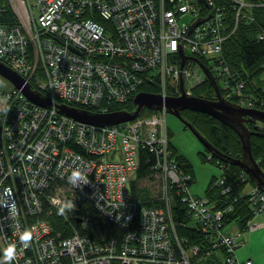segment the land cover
I'll return each instance as SVG.
<instances>
[{
    "label": "built area",
    "instance_id": "1",
    "mask_svg": "<svg viewBox=\"0 0 264 264\" xmlns=\"http://www.w3.org/2000/svg\"><path fill=\"white\" fill-rule=\"evenodd\" d=\"M1 1L14 7L16 17L0 20V59L56 101L110 111L113 102L129 100L150 81L161 94L178 96L181 79L193 94L208 80L196 56L207 58L224 97L264 108V94L237 79L222 55L242 23L257 21L255 10L264 8V0ZM200 17L207 19L191 29ZM154 111L99 126L55 105L41 106L16 86L0 88L3 264L9 244L16 249L11 264H254L237 254L247 243L241 231H225L231 208H216L208 196L192 193L193 175L169 144L166 105ZM142 150L158 182L157 206L144 204L129 188ZM224 166L214 186L226 180ZM241 177L250 178L245 170ZM220 188L223 194L230 189ZM246 195L256 217L264 211V191L251 185ZM175 197L201 240L190 243L179 233L171 215ZM110 223L124 230L122 238L103 226ZM258 226L253 217L243 229ZM26 230L32 235L27 247L20 239Z\"/></svg>",
    "mask_w": 264,
    "mask_h": 264
},
{
    "label": "trees",
    "instance_id": "2",
    "mask_svg": "<svg viewBox=\"0 0 264 264\" xmlns=\"http://www.w3.org/2000/svg\"><path fill=\"white\" fill-rule=\"evenodd\" d=\"M0 6H4L5 10L0 11V20L3 22H13L16 15L12 11V6L4 1L0 2ZM257 21L254 23H242L237 33H235L224 46L223 54L228 62L230 70L236 75L237 79L245 80L247 87L250 91H257L260 94H264V39L259 37L260 31L264 30V8H257L256 10ZM204 62H208L207 58L201 57ZM34 88H39L36 83L30 81ZM221 84V81H219ZM210 81H205L202 84L194 87L193 94L201 97H212L217 95L214 87H212ZM2 89V88H1ZM143 91L158 92L159 87L155 81H150L145 83L142 88ZM222 94L224 90L220 87ZM59 102H62L60 100ZM71 103V102H68ZM81 107H87L90 109L97 110L96 107L81 105L78 103H71ZM136 105L133 102V97L124 102H113L111 104L110 110L116 109H128L133 110ZM143 111V110H142ZM187 120L194 124L202 134H204L213 144L220 148L225 153L231 154L233 156H242V146L239 134L231 128L229 125L220 121L214 116L208 113L189 110L187 115ZM248 127L255 132L251 135V147L254 158L258 161L260 166L264 170V123L261 121H251L246 122ZM169 127V136L172 135ZM193 132V131H192ZM194 133V132H193ZM171 140V139H170ZM169 140V141H170ZM172 142V141H170ZM172 145V144H171ZM173 147V146H172ZM174 152L177 154L178 161L180 164L190 171L193 175L194 181V170L190 159L184 154L178 153L176 147ZM206 150H208L206 148ZM209 151V150H208ZM140 169L138 172L139 178H143L146 174H150L149 161L147 156L149 155L147 150H142L141 152ZM210 159L218 160V165L221 167L225 165V176L226 183L231 185V190L228 193L223 194L220 187L214 186V182L217 176L208 185L206 196L210 198L211 203L215 205L216 208L227 207L231 208L226 211L225 222L226 224L238 222L242 228L247 226L248 220L255 217V213L248 196H241V194L247 189V185H255V181L252 178L248 180H242L241 175L243 174V168L236 164H230L222 159L211 155ZM217 158V159H216ZM136 198L147 205H159V200L149 199L139 197V193L133 194ZM235 196H238L235 200ZM174 218L175 225H177L179 233L185 235L189 238L190 243L197 242L202 239L199 234H194L192 228L191 215L188 214V210L185 204H182L178 197L172 199V214ZM187 225V228L182 227L181 224ZM103 226L109 228L110 234H113L117 238L123 237L124 230L118 228L117 225L110 223L108 225L103 224ZM67 232L66 234H68ZM108 234V233H107ZM112 264H123L120 259H112Z\"/></svg>",
    "mask_w": 264,
    "mask_h": 264
},
{
    "label": "water",
    "instance_id": "3",
    "mask_svg": "<svg viewBox=\"0 0 264 264\" xmlns=\"http://www.w3.org/2000/svg\"><path fill=\"white\" fill-rule=\"evenodd\" d=\"M206 2V0H200ZM207 19L198 18L192 25L191 29L202 21ZM73 50L80 52L77 48L72 47ZM181 57L183 58L181 66L183 65L186 55L181 51ZM195 60L200 62L207 73V77L214 87L217 98H205L195 94H188L183 87V79H181L182 93L180 95H164L160 92L139 91L135 94L133 102L136 107L133 110L128 109H116L110 111H100L90 109L87 107L76 106L68 102H59L52 99L49 95H46L38 88H34L32 83L25 79L20 73L14 70L11 66L6 64L0 59V74L9 79L14 86L20 88L31 101L40 104L41 106L55 105L58 109L66 115H70L80 121L92 123L95 125H112L124 121L135 119L142 110L146 107L150 109L162 108L165 104L168 112L182 117L180 110L182 108H190L197 111H202L216 117L217 119L228 124L233 128L240 136L242 146V156L237 157L231 154L225 153L215 144H213L200 130L192 124L190 121L184 120L189 126L190 130L199 138L203 145L211 152L212 155L226 161L230 164H236L242 167L245 172L255 181L256 185L264 190V170L254 158L251 147V135L252 130L247 126L248 120H259L264 123V109L248 108L240 106V104L233 102L221 92L219 82L213 75L210 68L200 58L193 56ZM82 217H77V221H82ZM1 247H0V264L1 260Z\"/></svg>",
    "mask_w": 264,
    "mask_h": 264
},
{
    "label": "rangeland",
    "instance_id": "4",
    "mask_svg": "<svg viewBox=\"0 0 264 264\" xmlns=\"http://www.w3.org/2000/svg\"><path fill=\"white\" fill-rule=\"evenodd\" d=\"M12 11L14 15H16L15 9L13 6H12ZM262 76L264 77V73ZM0 79L5 81L11 87L12 82L9 79L5 78L4 76H1V74H0ZM208 81L210 80L208 79ZM153 112H155L154 109H150L148 107L147 108L145 107L142 111L143 114H151ZM166 121H168V125L172 129V131L176 133L172 141L174 142L176 148L178 149V152L187 156L192 162L193 170H194L193 172L195 175L194 181L191 184L192 193H194L195 195H200V196L206 195L207 192L205 191H207L208 185L211 183V181L216 176L220 177L222 174V168L218 165V160L209 158L212 155L211 152L206 150L205 146L199 141V139L194 135L193 132L189 130L184 131L181 129L182 123L178 119V117L168 112ZM178 128H180L182 133L180 132L177 133ZM157 183L158 182L154 179L150 181L147 178H139L137 182H135L133 185H134L135 192L139 193V197H141L142 199L146 198V200H149L152 198L154 199L158 198V194L160 190H159V186ZM130 184L131 183H129V188L132 189V185ZM223 185L229 186L230 187L229 190H231V185L226 183V181H224V183H222L220 187H222ZM249 188H250V184L247 185V189ZM229 190H227V192H225L224 194L228 193ZM235 197H236L235 200H237L238 196H235ZM263 213H264L263 211L262 213L260 212L256 217H254V220L258 221L259 216ZM239 226L240 224L238 222L229 223L225 226V231L230 232V233H237L238 231H241V233H243V235L246 237L247 242H248L249 234L252 233V230L243 229V228L242 230L241 227L239 228ZM258 232L259 231L255 232V234H257ZM241 238H242V235H241ZM258 242H259V244L257 243L258 246H264V237L262 239H258ZM246 248H247V245L241 246L238 248L237 254L239 255V257L243 258L241 255L246 251Z\"/></svg>",
    "mask_w": 264,
    "mask_h": 264
},
{
    "label": "crops",
    "instance_id": "5",
    "mask_svg": "<svg viewBox=\"0 0 264 264\" xmlns=\"http://www.w3.org/2000/svg\"><path fill=\"white\" fill-rule=\"evenodd\" d=\"M0 86L2 89H9L11 88L5 81H3L2 79H0ZM134 98V97H133ZM142 113V112H141ZM177 149V148H176ZM175 150V149H174ZM178 150V149H177ZM176 153V152H175ZM179 153V152H178ZM177 155V154H176ZM137 180L139 179V177L136 178ZM134 179V181L131 182L130 185H132V191L134 193L135 189H134V183L137 182V180ZM194 194V193H193ZM196 196H200V195H196ZM264 212V211H263ZM262 213V212H261ZM259 226L258 228L252 230V233L249 234V240L246 243L247 248L246 251L241 255L243 258L242 259H247L250 258L254 264H264V246H258L257 243L258 239H262L264 237V213L261 214L259 216ZM241 227V225L239 226V228ZM242 229V227H241ZM260 229V230H258ZM259 231L257 234H255V232ZM243 239L245 241H247L246 237L243 235V233H241ZM245 245V246H246ZM239 256V255H238ZM241 258V257H240Z\"/></svg>",
    "mask_w": 264,
    "mask_h": 264
},
{
    "label": "clouds",
    "instance_id": "6",
    "mask_svg": "<svg viewBox=\"0 0 264 264\" xmlns=\"http://www.w3.org/2000/svg\"><path fill=\"white\" fill-rule=\"evenodd\" d=\"M9 207H10V209L14 210L15 205L13 204V205H10ZM69 207H70V205H69ZM61 211H63V209H61ZM20 239L24 243L25 247H27L28 243L32 239L31 232L26 230L21 235ZM15 253H16V249H15V245L14 244H9V246L4 249V251H3V260L5 261V264H11V261L15 258Z\"/></svg>",
    "mask_w": 264,
    "mask_h": 264
},
{
    "label": "flooded vegetation",
    "instance_id": "7",
    "mask_svg": "<svg viewBox=\"0 0 264 264\" xmlns=\"http://www.w3.org/2000/svg\"><path fill=\"white\" fill-rule=\"evenodd\" d=\"M196 95V94H195ZM205 98H209V97H205ZM210 98H217V95H213L212 97H210ZM189 110H192V109H188V108H182L181 110H180V113H181V115H182V117L180 118H178L180 121H181V123H182V127H181V129L182 130H184V131H186V130H189V131H191L192 132V130H190V128H189V126L186 124V122L184 121V120H187V115H188V112H189ZM173 114V113H172ZM175 115V114H174ZM176 117H178L177 115H175ZM188 121V120H187ZM251 121H255L254 119L253 120H248L247 122H251ZM256 121H259V120H256ZM171 132H172V135L170 136V141H172L173 140V137L176 135V133L174 132V131H172V129L170 130ZM182 133V131L180 130V128H178V131H177V133ZM195 135V134H194ZM196 136V135H195ZM197 137V136H196ZM198 138V137H197ZM199 139V138H198ZM200 141V140H199ZM201 142V141H200ZM172 143L174 144V142L172 141ZM202 143V142H201ZM203 144V143H202ZM175 145V144H174ZM176 147V146H175ZM206 148V147H205Z\"/></svg>",
    "mask_w": 264,
    "mask_h": 264
},
{
    "label": "bare ground",
    "instance_id": "8",
    "mask_svg": "<svg viewBox=\"0 0 264 264\" xmlns=\"http://www.w3.org/2000/svg\"><path fill=\"white\" fill-rule=\"evenodd\" d=\"M15 70V69H14ZM14 85L12 84L11 85V88L13 87ZM42 91V90H41ZM76 103V102H75ZM77 106V105H76ZM259 109H264V108H259ZM247 122V121H246ZM248 126V125H247ZM252 132H255L254 130H252ZM169 144L171 145V146H173V147H175V145L172 143V142H170L169 141ZM129 175L131 176V177H134V178H136L137 176H138V174H135V173H129ZM143 178H147L148 180H153L152 179V177H151V175L150 174H146L145 176H143ZM147 264V263H146Z\"/></svg>",
    "mask_w": 264,
    "mask_h": 264
}]
</instances>
